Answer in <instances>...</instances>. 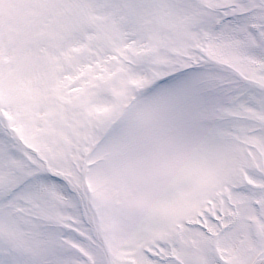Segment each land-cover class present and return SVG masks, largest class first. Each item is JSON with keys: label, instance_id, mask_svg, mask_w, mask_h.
<instances>
[{"label": "snow or ice", "instance_id": "obj_1", "mask_svg": "<svg viewBox=\"0 0 264 264\" xmlns=\"http://www.w3.org/2000/svg\"><path fill=\"white\" fill-rule=\"evenodd\" d=\"M0 264H264V0H0Z\"/></svg>", "mask_w": 264, "mask_h": 264}]
</instances>
